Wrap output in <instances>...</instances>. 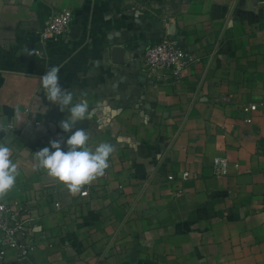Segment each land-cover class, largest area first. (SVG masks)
Returning <instances> with one entry per match:
<instances>
[{"label":"crops","instance_id":"crops-1","mask_svg":"<svg viewBox=\"0 0 264 264\" xmlns=\"http://www.w3.org/2000/svg\"><path fill=\"white\" fill-rule=\"evenodd\" d=\"M62 8L69 35L42 42ZM166 35L200 60L152 83L140 58ZM53 66L89 102L91 119L76 122L89 147L115 146L75 194L34 167L69 135L40 83ZM0 144L18 169L0 197L30 209L35 264H264L262 0H0ZM16 257L10 248L1 264Z\"/></svg>","mask_w":264,"mask_h":264},{"label":"clouds","instance_id":"clouds-1","mask_svg":"<svg viewBox=\"0 0 264 264\" xmlns=\"http://www.w3.org/2000/svg\"><path fill=\"white\" fill-rule=\"evenodd\" d=\"M46 99L57 105L67 115L59 122V127L68 133L63 140H52L34 153V167L43 168L47 174L63 183L75 194L108 167V160L115 146L108 142L98 143L94 150L89 147L90 133L76 127L77 121L91 119L92 113L87 99H75V94L60 83L59 69L49 68L40 78ZM123 138H118L122 140ZM11 149L0 144V195L6 194L15 184L18 175L17 164L10 158Z\"/></svg>","mask_w":264,"mask_h":264},{"label":"built area","instance_id":"built-area-1","mask_svg":"<svg viewBox=\"0 0 264 264\" xmlns=\"http://www.w3.org/2000/svg\"><path fill=\"white\" fill-rule=\"evenodd\" d=\"M264 4V0H262ZM73 22V12L62 8L53 12L45 21L40 30L42 42L48 40L58 41L62 36L69 35ZM200 60V57L186 49L180 38L176 35H166L159 42L148 46L141 55V73L144 79L154 83L164 79L181 80L183 71L191 64ZM229 165L227 157L214 158L213 170L215 174L226 173ZM190 176L188 171L182 174L183 179ZM174 179L173 175L168 176ZM179 193L182 192L180 189ZM84 190L82 195H87ZM60 207V203L56 204ZM30 209L19 205L17 202L9 203L0 197V264L4 262L8 249L17 250L16 261L20 264H35L29 259L33 249L32 235L35 219L30 214Z\"/></svg>","mask_w":264,"mask_h":264}]
</instances>
